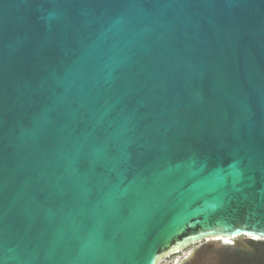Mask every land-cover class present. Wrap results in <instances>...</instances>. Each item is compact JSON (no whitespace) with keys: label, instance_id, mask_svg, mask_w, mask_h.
Wrapping results in <instances>:
<instances>
[{"label":"water","instance_id":"water-1","mask_svg":"<svg viewBox=\"0 0 264 264\" xmlns=\"http://www.w3.org/2000/svg\"><path fill=\"white\" fill-rule=\"evenodd\" d=\"M248 234L264 0H0V264H161Z\"/></svg>","mask_w":264,"mask_h":264},{"label":"flooded vegetation","instance_id":"flooded-vegetation-1","mask_svg":"<svg viewBox=\"0 0 264 264\" xmlns=\"http://www.w3.org/2000/svg\"><path fill=\"white\" fill-rule=\"evenodd\" d=\"M252 236L234 237L246 240V246H237L226 241L216 242L206 240L195 243L188 248L173 254L176 256L172 264H259L257 261V247L260 241L249 240ZM180 255V257H177ZM172 256L168 257L171 258ZM167 258V259H168ZM165 259L162 264L167 260Z\"/></svg>","mask_w":264,"mask_h":264},{"label":"rangeland","instance_id":"rangeland-1","mask_svg":"<svg viewBox=\"0 0 264 264\" xmlns=\"http://www.w3.org/2000/svg\"><path fill=\"white\" fill-rule=\"evenodd\" d=\"M255 246L258 249L257 255H256L257 261H258L259 264H264V240L260 239L258 244H256ZM177 257H180V255H178ZM175 258H176V256H172L171 258H168L164 263L165 264H172V260L175 259Z\"/></svg>","mask_w":264,"mask_h":264},{"label":"bare ground","instance_id":"bare-ground-1","mask_svg":"<svg viewBox=\"0 0 264 264\" xmlns=\"http://www.w3.org/2000/svg\"><path fill=\"white\" fill-rule=\"evenodd\" d=\"M250 234H248V236H249ZM250 236H252V237H256V238H258V239H263V238H260V237H257V236H253V235H250ZM222 239H224V241H226V239L227 238H222ZM255 239V238H254ZM172 256V255H171ZM167 259V258H166ZM162 264V263H161Z\"/></svg>","mask_w":264,"mask_h":264}]
</instances>
